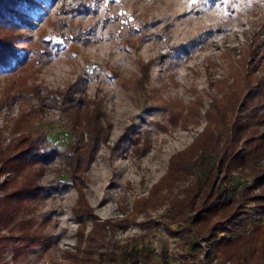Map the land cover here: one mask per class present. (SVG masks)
<instances>
[{"label":"rangeland","instance_id":"1","mask_svg":"<svg viewBox=\"0 0 264 264\" xmlns=\"http://www.w3.org/2000/svg\"><path fill=\"white\" fill-rule=\"evenodd\" d=\"M31 1L35 7L26 17L32 24L18 25L25 36L15 44L30 53L43 35L49 52L15 69L0 67V198L21 179L15 170H3L1 162L15 151L21 134L43 131L52 146L66 148L72 138L70 120L50 90L65 91L80 81L92 99L103 103L112 123L109 138L100 143L85 173L84 191L98 220L106 223L109 248L128 253L120 262L99 253L95 257L102 264H145L144 254L151 251L158 264H215L207 253L195 255L184 220L171 219L168 203L141 211L134 220L132 211L135 199L150 195L167 172L171 156L205 127L204 114L220 94L221 81L244 71L240 60L253 45L258 52L245 69L250 72L254 65L257 74L264 73V0ZM182 42L191 55L172 60L162 56L166 43ZM150 60L147 86L134 95L123 79L136 78ZM9 89L21 91L22 97L13 98ZM177 100L187 105L183 113H189L188 121L171 116L170 103ZM146 142L148 148L140 155L135 146ZM60 153L45 164L42 184L67 180L71 166ZM235 175L238 187L256 179L253 174ZM78 199V188L68 184L38 200L25 216L17 211L13 219L0 217V264H69L68 253L76 250L80 237ZM23 219L31 221L27 232L46 236L47 244L19 241L26 232L20 229ZM84 222L87 235L92 221L84 217ZM254 224H264V210L251 205L228 233H247ZM201 243L209 248L206 241Z\"/></svg>","mask_w":264,"mask_h":264},{"label":"trees","instance_id":"2","mask_svg":"<svg viewBox=\"0 0 264 264\" xmlns=\"http://www.w3.org/2000/svg\"><path fill=\"white\" fill-rule=\"evenodd\" d=\"M34 7L31 0H0V67L15 69L17 64L34 57L41 60L45 58L43 52H49L48 40L43 35L30 48V53L15 44L25 36L18 33V25L32 24L26 14ZM166 48L162 56L167 55L169 60L182 53L191 55L186 42L166 43ZM257 52L253 45L240 60L244 71H236L232 79L219 80L222 82L218 87L220 94L213 96L204 114L205 127L190 144L171 156L167 172L154 183L150 195L135 199L132 211L134 220L141 211L168 203L171 219L184 220L190 246L197 251L195 255L198 256L199 251L207 253L215 264H264V224H254L247 233H228L248 213L251 205L264 210V73L257 74L254 65L250 72L245 69L246 63L252 64L255 60ZM151 62H143L145 69L136 78L123 79V86L133 90L134 95L146 88ZM85 87L78 81L65 91L50 90L51 99L57 103L61 101L71 124L72 138L64 150L52 146L48 134L43 131L21 134L13 142L15 151L1 162L3 170L11 168L21 179L0 198V217L13 219L17 211H23L22 216H25L47 194L74 184L79 192L75 214L81 228L76 250L68 253L69 264H102L101 258L120 262L128 258V253L123 256L124 252L117 253L109 248L106 223L98 220L84 191L85 173L100 143L109 138L112 125L103 103L92 99ZM12 94L13 98L22 97L21 91ZM196 101L200 108L201 99ZM170 104L175 120L188 121L189 113H183L187 105L182 100ZM150 108L148 104L146 110ZM147 148V142L136 144L135 151L143 155ZM58 152L71 166L67 180L44 185L40 179L45 164L52 162ZM236 172L253 174L256 179L238 187L234 183ZM183 182L187 185L181 188ZM84 217L92 221L87 235ZM21 222L20 229L27 232L31 221L23 219ZM26 232L18 238L25 245L42 244L47 240L46 236ZM219 233L224 234L218 238ZM214 238L218 241L212 242ZM202 240L208 243V249L203 247ZM96 253L101 258L95 257ZM144 255L145 264H158V258L153 257L151 251ZM160 258L167 262L165 255L161 254Z\"/></svg>","mask_w":264,"mask_h":264},{"label":"snow or ice","instance_id":"3","mask_svg":"<svg viewBox=\"0 0 264 264\" xmlns=\"http://www.w3.org/2000/svg\"><path fill=\"white\" fill-rule=\"evenodd\" d=\"M117 2H118V0H117ZM192 2L195 3V0H192Z\"/></svg>","mask_w":264,"mask_h":264}]
</instances>
